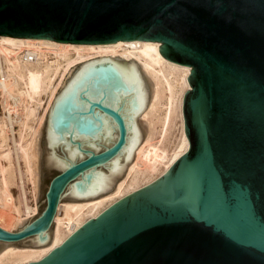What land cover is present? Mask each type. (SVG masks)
<instances>
[{
  "label": "water",
  "instance_id": "obj_1",
  "mask_svg": "<svg viewBox=\"0 0 264 264\" xmlns=\"http://www.w3.org/2000/svg\"><path fill=\"white\" fill-rule=\"evenodd\" d=\"M0 35L157 41L190 66L187 150L26 264H264V0H0ZM153 88L132 59L74 69L41 129L37 213L0 227V252L49 246L60 201L116 189L147 133L139 115Z\"/></svg>",
  "mask_w": 264,
  "mask_h": 264
},
{
  "label": "bare ground",
  "instance_id": "obj_2",
  "mask_svg": "<svg viewBox=\"0 0 264 264\" xmlns=\"http://www.w3.org/2000/svg\"><path fill=\"white\" fill-rule=\"evenodd\" d=\"M159 46L160 43L157 41L146 42L136 39L101 44H84L59 42L51 39L22 38L0 35V60L6 67L8 76L5 86L10 91L16 90L18 94L22 97L21 104L23 106V109L22 120L20 121V125L24 127L25 130H27L26 135H30V132L32 133V131L30 130L33 128L32 125L29 124V121L34 120L35 116L37 115V108L39 107L40 95L42 93H45L47 91V88L50 89L48 90L50 94L49 101L45 107V112L40 118V125H42L44 123L46 114L52 104L54 97L64 87L68 76H70L74 69L81 63L99 57L118 56L123 58L124 60L132 59L138 62L147 74H151L155 78L156 83L154 85L153 94L147 104L148 108L144 111V113L141 112L139 115V118L144 119L148 115V113L153 110V108H155L156 101L159 98L160 91L157 81L160 77L165 80V82L170 88L174 72L183 69L186 75L190 74V69L188 68L190 66L168 60L159 52ZM22 47L34 48L38 52V60L32 62L21 61L17 54L18 51L22 49ZM61 62H65V64L63 66L62 63V66L60 67ZM157 66L161 68L156 69ZM58 69L62 70V75L57 84L54 85L51 82L52 74L54 72H57ZM66 74H68V76L64 77L66 76ZM183 86L185 87V90H188L190 88V85L185 80ZM181 106L182 97L180 100L179 107L181 108ZM181 117V144L178 150L171 154L169 158L166 151L162 150L160 153H158L155 148L151 149L149 147H146V141L140 143L138 147L134 150L135 157H144V166L147 167H144V169L142 170L137 169L138 164L134 159L135 162H132L127 167L125 176L122 180L117 182L116 189L113 190V192H111L110 194L85 202H59V204L57 205L56 213L54 215L55 229L53 232V240L51 244L49 246L39 249L9 248L3 250L2 252H0V264H26L30 261H37L41 259L45 255H47L52 249L63 243L76 229H78L82 224H84L88 219H90V217L85 218L86 216H91L92 218V216L95 214V216L93 217H96L104 209L107 208L105 206V208H101L106 202L112 200L116 196L119 197L117 199H114V202L122 198L125 195L123 194V192L125 191V188H127L126 184L130 177V181L134 182L138 178H140L139 175L141 176L146 174V168H149L148 166H150V168L154 170L159 163L167 161V165L165 166V169L162 172V175L165 174L168 169L173 165V163L187 150L188 139L184 131L183 116L181 115ZM38 137L39 135H35V137H33L30 141H27L28 138L26 137L27 139L25 138L26 140H24V146L22 144H18L14 140L13 143L15 154H17L18 149H21L26 153H31L33 160L37 161ZM7 154L8 152L4 153L6 157ZM26 155L27 154H25V156ZM150 160H152L153 162H149ZM27 163L29 173L33 175L34 172L31 167L32 165H30L31 163L29 164V162ZM0 172L3 171L0 170ZM32 179H34V176L32 177ZM3 181L4 187L1 191L2 194L0 195V202H3V204H6L7 206H9V208L12 207L14 209V197L12 196L10 190L7 187V182L5 178L3 179ZM111 204H109V206ZM3 207L4 206H2V209ZM34 209L35 208H32L31 206H28L25 203V211L28 213V215L30 212L34 213ZM15 210L17 211V208H15ZM63 211L68 213L69 215L67 222L62 221L61 215ZM4 229L10 231L7 228Z\"/></svg>",
  "mask_w": 264,
  "mask_h": 264
},
{
  "label": "rangeland",
  "instance_id": "obj_3",
  "mask_svg": "<svg viewBox=\"0 0 264 264\" xmlns=\"http://www.w3.org/2000/svg\"><path fill=\"white\" fill-rule=\"evenodd\" d=\"M62 63L63 66L65 64V62H61L60 67L62 66ZM159 68L161 67L158 66L156 67V69ZM188 68L190 69V67ZM58 70L57 72H54L55 74L54 73L52 74L51 82L54 85L57 84V82L60 80V77L62 75V70H59V72ZM147 75L150 78L152 84L155 85L156 83L155 78L151 74H147ZM188 75L184 73L183 69L174 72V76L173 79L171 80L170 88L165 82V80L162 77H160L157 81L160 91L159 98L156 101L155 108H153V110H151L148 113V115L144 118V120H146L147 123V133L143 138V140L141 141V143L146 141L145 146L151 149L155 148V150L158 153H160L162 150L166 151L168 154V158L171 156V154H173L176 150H178L182 140V117H181L182 106L180 108L179 105H180L181 97L183 100V95L187 91L185 90L183 83L184 80L187 81L186 78L188 77ZM67 76L68 74H66V76L64 77ZM48 90L50 89L47 88V91L40 95L39 107L37 108V115L35 116L34 120L29 121V124L32 125L33 128L30 130L32 131V133L30 132L29 133L30 135H26L27 130H25V128L20 125L18 139L15 140L18 144H22L24 146L25 144L24 140L28 138L27 141H30L33 137H35V135L37 136L39 135L37 161L33 160L31 153L29 152L26 153L21 149H18L17 154H15L14 148L13 151H10L9 149L0 150V170L3 171L0 172V195L2 194L1 191L3 190L4 187L3 179L5 178L7 182V187L10 190L12 196L14 197L15 208H17L18 211L17 212L15 208L14 209L12 207L9 208V206L3 204V202H0V213L2 214V215L0 214V227H2L3 229L7 228L10 231L17 230V228L21 225L23 219L36 215L38 210L39 144H40L41 129L43 126V124L40 125L41 124L40 118L45 112V107L49 101L50 94ZM147 108L148 106L146 107L145 110H147ZM183 125H184V121H183ZM5 152H8L7 157L4 155ZM25 154L27 155L25 156ZM134 159L138 164L137 169L142 170L144 169V167H147L144 166L145 165L144 157H137V158L135 157ZM135 161L133 160V162ZM27 162H29V164L31 163L30 165H32L31 167L34 172L33 175L29 173ZM149 162H153V161L150 160ZM166 165H167V161L159 163L154 170L150 168V166H148L149 168H146L147 171L146 174L141 176L139 175L140 178H138L134 182L130 181L131 180L130 177L126 184L127 188H125L123 194L125 195L129 194L132 192V190L135 191L136 189L152 182L153 180L161 176ZM18 168L20 169V171ZM33 176L34 179H32ZM118 197L116 196L112 200L106 202L101 208L103 209L105 207H108L109 204L113 203L114 199H117ZM60 202L69 203L71 201H60ZM25 203L28 206L35 208L34 209L35 212L34 213L30 212L28 215V213L25 211ZM2 206H4L3 207L4 210L2 209ZM9 209L12 212H10ZM93 216H95V214ZM68 217H69L68 213L63 211L61 215L62 221L67 222ZM89 217L91 218V216H86L85 218H89ZM54 229H55V224H53V232Z\"/></svg>",
  "mask_w": 264,
  "mask_h": 264
},
{
  "label": "built area",
  "instance_id": "obj_4",
  "mask_svg": "<svg viewBox=\"0 0 264 264\" xmlns=\"http://www.w3.org/2000/svg\"><path fill=\"white\" fill-rule=\"evenodd\" d=\"M17 55L21 61L27 62L39 58L38 52L31 47H22ZM7 79L6 67L0 60V150L13 151V141L17 140L19 135L23 106L22 97L18 92L6 88Z\"/></svg>",
  "mask_w": 264,
  "mask_h": 264
}]
</instances>
